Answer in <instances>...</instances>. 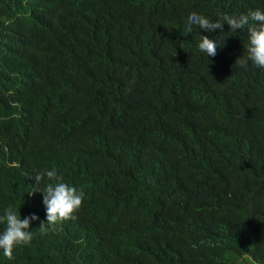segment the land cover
Listing matches in <instances>:
<instances>
[{
	"label": "trees",
	"instance_id": "1",
	"mask_svg": "<svg viewBox=\"0 0 264 264\" xmlns=\"http://www.w3.org/2000/svg\"><path fill=\"white\" fill-rule=\"evenodd\" d=\"M235 1L241 12L253 4ZM173 9L213 21L227 12L207 0H0V80L16 87L0 96V115L47 118L67 101L68 130L39 148L85 194L70 232L39 231L13 264H137L148 250L143 264H231L240 255L238 264H264V162L251 149L241 168L247 140L235 137L246 120L264 138V69L236 63L247 33L230 27L204 30L218 42L214 57L188 37L160 53ZM44 40L60 45L58 57L10 68L19 46ZM109 78L120 87L91 85ZM29 190L0 172V216L39 209L37 192L24 203ZM235 200L249 226L226 212ZM153 204L163 205L165 235L153 219L138 226L128 216ZM203 222L215 223L213 234Z\"/></svg>",
	"mask_w": 264,
	"mask_h": 264
},
{
	"label": "clouds",
	"instance_id": "2",
	"mask_svg": "<svg viewBox=\"0 0 264 264\" xmlns=\"http://www.w3.org/2000/svg\"><path fill=\"white\" fill-rule=\"evenodd\" d=\"M207 1L226 9V14L213 21L197 12L188 13L173 9L168 16L167 36L160 46V53L173 45L188 42L186 39L188 37L193 41V47H197L200 52L206 54V57H214L218 42L204 30L213 32L220 29L223 32V28L230 27L231 32L240 30L247 33V39L242 40H247L244 43V56L238 58L236 63L241 67H247L250 61L259 72L264 69V0H253L251 9L243 12L240 7L235 8L238 6L235 0ZM128 14L134 15L135 13ZM31 50L43 51L46 54L42 58L32 59L29 54ZM60 53V45L51 40L26 42L17 49L10 68L26 67L38 60L58 57ZM121 83L122 79L117 82L109 78L93 82L91 85L97 89L117 88ZM197 87L202 90L200 85ZM15 88L13 84L0 80V96L9 97ZM173 88L174 85H172V90ZM148 91H150L152 104L159 105L154 98L156 95L164 94L155 89ZM69 107L66 101L54 108L47 118L26 112H9L0 115V172L15 187L28 186L31 188L24 200L28 206H31L35 192L38 193V200H40L39 209L24 206L7 207L4 215L0 216V264H13L11 259L15 252L28 245L39 231L55 237L61 233L66 234L70 232L68 222L76 219L75 214L81 207L85 195L83 190H78L77 184L64 179L58 161L39 148L42 138H54L68 130L71 123ZM209 121L215 120L210 118ZM44 127H47L48 131H45ZM252 127L253 125L245 120L235 133L236 138L247 140L242 156H240L241 168H244L248 162L251 149H254L256 155L264 162V138L253 133ZM251 139H253L252 143ZM217 160L212 161V166H216ZM159 193L157 200L164 205L165 201L160 191ZM163 205L153 204L147 208L135 207L128 211V216L138 226L145 225L153 219L157 227L164 228L163 235H165L167 222L160 220ZM226 212L237 218L239 220L237 223L249 226L245 216V207L240 206L236 200L226 208ZM200 227L210 234L215 231L213 222L210 224L203 222ZM148 252L149 250L139 257L137 264L150 260L144 257L148 255ZM243 257L244 255H240L231 264H238ZM257 264L262 263L257 262Z\"/></svg>",
	"mask_w": 264,
	"mask_h": 264
},
{
	"label": "bare ground",
	"instance_id": "3",
	"mask_svg": "<svg viewBox=\"0 0 264 264\" xmlns=\"http://www.w3.org/2000/svg\"><path fill=\"white\" fill-rule=\"evenodd\" d=\"M90 227V226H89ZM92 230V229H91ZM99 232V231H98ZM91 239V238H90ZM98 240V239H97ZM103 240V239H102ZM90 243V242H89ZM92 243V242H91ZM93 246V245H92ZM99 248V247H98ZM96 250V249H95ZM92 251V250H91ZM94 251V250H93ZM109 257H111V256H109ZM112 258V257H111ZM120 258V257H119ZM87 259V258H86ZM116 259V258H115ZM102 260V259H101ZM103 260H104V258H103ZM117 261V260H116ZM101 262V261H100ZM112 262H113V260H112ZM102 263V262H101ZM107 263V262H106ZM93 264V263H92ZM95 264V263H94Z\"/></svg>",
	"mask_w": 264,
	"mask_h": 264
},
{
	"label": "rangeland",
	"instance_id": "4",
	"mask_svg": "<svg viewBox=\"0 0 264 264\" xmlns=\"http://www.w3.org/2000/svg\"><path fill=\"white\" fill-rule=\"evenodd\" d=\"M247 259H251V257H247Z\"/></svg>",
	"mask_w": 264,
	"mask_h": 264
}]
</instances>
